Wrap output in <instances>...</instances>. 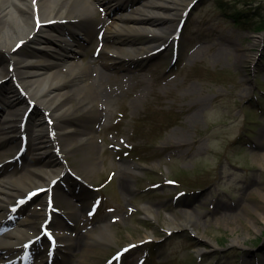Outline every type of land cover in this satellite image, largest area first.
<instances>
[{"label": "rangeland", "instance_id": "1", "mask_svg": "<svg viewBox=\"0 0 264 264\" xmlns=\"http://www.w3.org/2000/svg\"><path fill=\"white\" fill-rule=\"evenodd\" d=\"M94 11L111 17L103 5ZM97 31L84 36L76 62L91 67L99 105L70 118L99 137L93 147L74 145L66 155L80 175L86 163L93 172L78 195L61 191L76 180L58 184L65 195L56 197V208L77 211L72 218L65 214L76 239L105 224L111 239L88 253L77 251L84 247L79 241L55 264H77L81 256L85 264H110L130 244L136 246L122 264L142 258L143 264H264V200L256 192L264 191V0H198L178 46L157 45L153 56L107 71L101 52L120 45L104 42V35L100 40ZM144 38L157 36H136ZM131 161L147 167L132 173L126 169ZM14 167L20 175L27 162ZM230 207L241 217L226 218ZM187 210L196 214L193 226L171 228L169 216L183 219ZM46 247L31 264H45ZM8 256L1 250L0 264H12Z\"/></svg>", "mask_w": 264, "mask_h": 264}, {"label": "bare ground", "instance_id": "2", "mask_svg": "<svg viewBox=\"0 0 264 264\" xmlns=\"http://www.w3.org/2000/svg\"><path fill=\"white\" fill-rule=\"evenodd\" d=\"M183 1L185 5L179 4ZM193 1L0 0V110L6 109L0 119V232L3 231L0 234V250L11 254L20 241L31 240L42 244L45 239L40 227L45 222L56 230L57 250L63 255L67 254L65 250L72 244L77 247L79 241L84 247H77V251L88 253L92 245L111 239L105 225L99 232L82 235L76 241L68 235L65 220L44 207L40 208L53 196L61 198L60 192L53 195V189L57 181L69 176L63 162L64 154L78 144L93 147L98 138L95 132L82 125L77 126L70 118L71 115L92 111L93 106L99 105L95 101L99 94L89 84L91 67L76 62L81 54L79 45L84 42V35L103 29L107 39L120 45L113 53L104 54L103 68L107 71L117 65L136 64L153 52L155 46L167 42L161 41L160 37H176L173 29L176 31L178 22H174L175 17L184 19ZM97 4H102L111 18L97 17L94 11ZM176 6L184 7L177 9ZM144 34L156 35L157 39H136V36ZM101 73L97 71L102 80ZM13 77L25 87L26 94H21ZM75 99L77 103L73 102ZM32 104L35 108L26 118V111ZM96 112L99 115L100 110L96 109ZM57 145L61 148L60 157L54 150ZM260 155L264 163V152ZM25 157L28 163L24 173L17 175L15 170H10ZM39 163L41 168L37 167ZM129 168L127 165L126 169ZM81 172V176L88 177L93 172L92 165L84 164ZM123 179L130 184L127 177ZM40 188L45 191L36 207L30 208L15 229L8 230L11 214L18 204L27 202L18 198L22 193ZM256 192L264 200V191L258 188ZM146 210L148 215H153L152 208ZM234 212V207H230L224 215L229 219L241 217L242 213ZM183 214V219L169 216L173 220L171 228L182 230L193 226L196 214L190 210ZM259 216L264 221L263 213ZM50 251L53 252L52 248ZM15 257H10L9 261ZM77 264H85L84 256Z\"/></svg>", "mask_w": 264, "mask_h": 264}]
</instances>
